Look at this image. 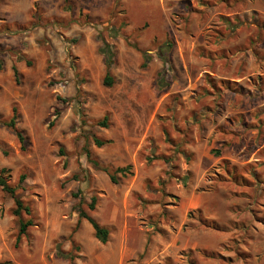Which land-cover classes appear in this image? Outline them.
<instances>
[{"label": "rangeland", "instance_id": "374dc122", "mask_svg": "<svg viewBox=\"0 0 264 264\" xmlns=\"http://www.w3.org/2000/svg\"><path fill=\"white\" fill-rule=\"evenodd\" d=\"M0 63V168L31 210L0 187V262L264 264V0H0ZM93 160L129 170L113 183ZM80 202L106 243L75 227ZM19 218L33 225L16 242Z\"/></svg>", "mask_w": 264, "mask_h": 264}, {"label": "trees", "instance_id": "16d2710c", "mask_svg": "<svg viewBox=\"0 0 264 264\" xmlns=\"http://www.w3.org/2000/svg\"><path fill=\"white\" fill-rule=\"evenodd\" d=\"M103 45L101 47L98 48V51L100 54L103 55L104 58V64H105V75L102 79V83L106 86H111L113 84V77L111 74V67L114 63V50L113 47L111 46V44L102 41ZM170 44L166 43V44H162L161 46H158V57L159 59L165 64L169 61V57L167 56V52L169 51L170 48ZM162 52V53H161ZM148 62V58H147V54H145L144 56V62L143 65L145 66ZM0 67H1V63H0ZM12 70H13V74L17 80L18 78V70L16 68L15 65H12ZM164 74H165V69H161L158 73V77L156 79V83L159 87H165L167 85L165 79H164ZM212 81V79H211ZM214 81V80H213ZM212 81V82H213ZM224 84L230 83L229 80H223L222 81ZM18 118V113L16 111V108L13 107L12 108V113L11 116L9 117L8 121L5 122L4 124L8 127L11 128V130L14 131L18 141L20 142V149L21 150H25L26 146H25V136L23 134V132L18 129L16 127V120ZM52 122H50L51 124ZM101 125L105 126L107 123V116H103V119L99 122ZM106 141L108 140H102L99 139L97 137L93 138V142L97 147H100L102 145H104L106 143ZM87 155H90V152L88 150H86ZM216 153V151H215ZM218 153V151H217ZM93 163L95 166L99 167L100 169H102L109 177V179L111 180V182L115 183L116 182V178H117V174L121 173V174H125L126 171L129 170V166H118L114 169H112L110 166H106V165H100L96 160H93ZM224 164H226V167H224L225 172L227 173V178L229 177H234L235 176V168L234 166L228 165V162L225 161ZM228 165V166H227ZM7 169L6 168H0V187L3 191L7 192L10 197L13 199L14 205H15V209L13 210V213L15 215H18L20 217V213L21 211H24L27 215H30L31 210L28 204H24L23 201L21 200V198H19L16 194V188L14 186H11L5 178V173H6ZM26 175L24 173L19 174L18 176V187H20L21 183H23V181L25 180ZM81 201V200H80ZM97 202V197L96 195H93L91 197V201L87 204V207L89 210H94L95 209V205ZM75 210L77 212L78 215V219L76 222L75 227H77L79 221L81 218L86 219L90 225L93 228V233H94V237L100 241L101 243H106L109 240L110 237V230L106 225H103L101 223H99L93 216H91V214H89L81 205V202L78 203V205L75 207ZM212 223V222H211ZM33 225V220L31 218H28L27 220H23L21 218L18 219V232L16 235V242H18L21 238L22 235H24L27 231V228L29 226ZM74 227V228H75ZM71 257V256H70ZM9 262H0V264H8Z\"/></svg>", "mask_w": 264, "mask_h": 264}, {"label": "crops", "instance_id": "0c3cea01", "mask_svg": "<svg viewBox=\"0 0 264 264\" xmlns=\"http://www.w3.org/2000/svg\"><path fill=\"white\" fill-rule=\"evenodd\" d=\"M247 14L246 13H244V17L242 18V20H243V23H244V25L245 26H239V28L238 27H233V28H230L229 30H228V33L229 34H231L232 32L234 33V32H238V33H240L241 31H246V29H248L247 27V19H251V15L249 14L248 15V18H247V16H246ZM249 30V29H248ZM215 36H216V41H214V45H217V44H220L222 41V36H221V32H219L218 31V33H216V34H214ZM248 35H252V32L251 31H249V34ZM249 40H250V38H248V42H249ZM247 44V43H246ZM244 45L243 46V48L245 49L244 50V52L246 53V51L248 50L249 51V45ZM241 47H242V45L240 46V48H238V49H236L237 51H238V54L240 53V51H241ZM249 53L251 54V51H249ZM243 55V53H240V55L239 56H234V58H233V60H235V59H238L239 61H240V59L243 57L242 56ZM250 56H252V55H250ZM244 61L246 62L247 61V54H244ZM216 59V58H215ZM216 63H217V60H216ZM220 63V62H219ZM218 63V64H219ZM239 70V69H238ZM241 72H243V69L241 68L240 69V73ZM242 76H239V77H237V78H234V79H230L229 77H225V76H216V83L218 84H220L223 80H229L230 81V83H236L237 82V80L239 79V78H241ZM213 79H214V77H213ZM220 117V116H219ZM229 121V120H228ZM218 122L219 123H221L220 125H223V127H227L226 129H228V128H231L230 127V124L229 125H227V124H224L225 123V121L223 120V122H221V120L219 121V119H218ZM230 123V122H229ZM224 133H225V131L224 130H222ZM227 131H229V130H227ZM222 132V133H223ZM225 140H223V139H221V138H219L218 140H217V142H220V145L222 146V145H224V142ZM220 146V147H221ZM219 159L220 160H223V159H227V160H229L226 156H224V154H223V151L219 154ZM230 161V160H229Z\"/></svg>", "mask_w": 264, "mask_h": 264}]
</instances>
